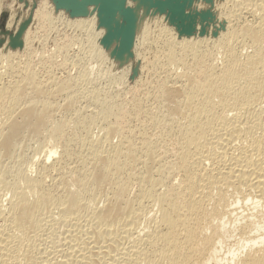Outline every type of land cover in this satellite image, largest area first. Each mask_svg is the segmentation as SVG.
<instances>
[{"label":"bare ground","instance_id":"6f19581e","mask_svg":"<svg viewBox=\"0 0 264 264\" xmlns=\"http://www.w3.org/2000/svg\"><path fill=\"white\" fill-rule=\"evenodd\" d=\"M75 3L74 75L0 47V264H264V0Z\"/></svg>","mask_w":264,"mask_h":264},{"label":"rangeland","instance_id":"374dc122","mask_svg":"<svg viewBox=\"0 0 264 264\" xmlns=\"http://www.w3.org/2000/svg\"><path fill=\"white\" fill-rule=\"evenodd\" d=\"M48 2V6L50 8V10H52L54 16L57 18L56 19V24H57V27L54 29V30H50L48 29L49 27L47 26V29H42L40 30V22L38 21V19H36V12L38 11L39 7L41 6V3L42 2ZM64 0H0V4H1V7H2V12H0V47L5 45L6 42L9 41V39L12 37H18L19 35V31L16 29V21L17 20H23L25 21V19H28L31 17H35L33 18L34 19V22H33V19L32 20V24L29 23L31 20L28 19L26 21V25L28 24L29 27H27L25 25V28L26 29H30L31 31H34L32 33L36 34V37L38 38V40L40 41V46H36L35 47V51L33 53V57H32V60H33V63L35 64H38L39 62L41 61H44L46 62L47 60H49L51 62V65H50V69H51V66H52V72L59 76V77H63L67 74L66 71H69L72 75H74L76 73L75 69L74 68H69L67 70V68H64L63 65H62V62H63V59H64V51L63 49H65L66 47H64L67 43H68V40H71V39H76L80 36V32L77 31L68 21L69 17H75L77 14L76 13V10L75 7H77V3L69 6L67 5L66 8H63L65 7V5L63 6V4L61 2H63ZM69 1V0H68ZM58 4L60 2V6H56V4ZM22 4V5H21ZM62 4V5H61ZM40 5V6H39ZM54 5V7H53ZM75 5V6H74ZM38 6V7H37ZM59 7V8H57ZM74 7V9H72ZM70 8V9H68ZM37 9V10H35ZM57 11H56V10ZM59 9V10H58ZM5 10V11H4ZM12 10V11H11ZM15 11H16V15H15ZM74 11V12H73ZM12 12V13H11ZM28 14H27V13ZM59 12L63 13V16L60 18L58 17V14ZM4 13V14H3ZM23 13L24 14V17H23ZM35 13V14H34ZM66 13H68V15H66ZM12 14H13V18H12ZM32 14V15H31ZM72 15V16H71ZM10 16V18H9ZM27 16V17H26ZM78 16V15H77ZM23 17V19H21ZM26 17V18H25ZM60 18V20L58 19ZM63 18V19H62ZM13 19V21H12ZM17 19V20H16ZM67 19V20H66ZM8 20H11L8 22ZM36 20V21H35ZM15 21V22H14ZM29 21V22H28ZM61 21V22H59ZM66 21V22H65ZM14 22V23H13ZM12 23V24H11ZM64 23V24H63ZM8 24V25H7ZM11 24V25H9ZM69 24V25H68ZM127 24V23H126ZM32 25V26H31ZM46 25H49L48 22H46ZM7 26V27H6ZM10 26L12 28H10ZM32 27V28H31ZM72 27L74 28V30H72ZM24 28V31L26 30ZM39 28V29H38ZM58 28V29H57ZM13 29V30H12ZM38 29V30H36ZM132 30V29H131ZM17 31V32H16ZM46 31V32H45ZM75 31V32H74ZM16 34H15V33ZM65 32V33H64ZM77 32V33H76ZM2 33L6 34V35H3ZM8 33V34H7ZM17 35V36H16ZM39 36V37H38ZM77 36V37H75ZM9 38V39H8ZM5 39V40H4ZM8 40V41H7ZM5 42V43H4ZM56 44H57V47H56ZM60 44V45H59ZM64 44V45H63ZM52 46V47H51ZM19 47V46H18ZM17 47V45L15 46H10L9 50L11 51H16L17 49H19ZM43 47V48H42ZM62 47V48H61ZM13 48V49H12ZM16 48V49H15ZM58 48V49H57ZM43 49V50H42ZM58 50V54L57 53V50ZM62 50V51H61ZM45 51V52H44ZM60 51L63 52L60 54ZM56 52V53H55ZM42 54V56H41ZM45 55V56H43ZM151 56V55H149ZM42 57V58H41ZM52 57V58H50ZM20 58V57H19ZM48 58V59H47ZM56 58V59H55ZM25 59V56H22L21 55V61H24ZM43 59V60H42ZM45 59V60H44ZM53 60V62H52ZM38 62V63H37ZM61 63V65H60ZM54 64V65H53ZM40 65V63H39ZM137 67H136V66ZM63 67V68H62ZM133 68H131V66H127V69H126V77H125V80L127 81L129 79V81H125L123 82V84L121 86L123 87H120L122 88V90H125L126 89V93L124 94V96H126L127 99H130L131 98V95L129 94H132L131 90L133 89H141L142 86H141V83L143 84L144 82H142V80H146L148 78V74H146L147 72L146 71H143L141 69V66L137 65L136 63L132 65ZM137 68V69H135ZM138 68H139V72H138ZM130 69V70H129ZM134 69V70H132ZM57 70V71H56ZM132 70V71H131ZM137 70V71H136ZM134 71V72H133ZM130 75H128V74ZM64 74V75H63ZM135 74V75H133ZM144 76H143V75ZM138 75V76H137ZM140 75V76H139ZM134 76V77H133ZM146 76V77H145ZM143 77V78H142ZM140 78V79H139ZM142 78V79H141ZM146 78V79H145ZM139 79V80H138ZM138 85V86H137ZM139 86L141 88H139ZM144 87V86H143ZM124 88V89H123ZM128 90V92H127ZM129 97V98H128Z\"/></svg>","mask_w":264,"mask_h":264},{"label":"water","instance_id":"95a60500","mask_svg":"<svg viewBox=\"0 0 264 264\" xmlns=\"http://www.w3.org/2000/svg\"><path fill=\"white\" fill-rule=\"evenodd\" d=\"M70 1V0H69ZM69 1H67V0H64L63 2H62V4H64V2H66L64 5H67L68 3H69ZM123 6V5H122ZM121 6V7H122ZM121 7H119V8H121ZM122 9H123V7H122ZM125 17V21H126V28H125V34H128L129 32H131V29H132V24L131 23H129V21H128V15H125L124 16Z\"/></svg>","mask_w":264,"mask_h":264}]
</instances>
